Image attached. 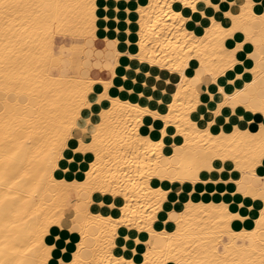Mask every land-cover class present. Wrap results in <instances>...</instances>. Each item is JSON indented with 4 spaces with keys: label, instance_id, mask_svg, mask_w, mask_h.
<instances>
[{
    "label": "snow or ice",
    "instance_id": "1",
    "mask_svg": "<svg viewBox=\"0 0 264 264\" xmlns=\"http://www.w3.org/2000/svg\"><path fill=\"white\" fill-rule=\"evenodd\" d=\"M96 7L93 0H0V81L3 82L0 87L11 91L9 83L25 70L22 59L38 62L40 50L31 45L51 26L58 22H86ZM157 7L163 18L173 24L175 32H184L185 42L179 48L186 50V59L191 58L200 45L211 44L215 53L210 61L197 56L199 66L195 67L194 74L195 60L193 64L181 61L172 69L183 78L182 84H190L192 95H187L188 90H185V101L177 91L167 106V115L163 114L167 96L157 102L154 95L145 98L142 91L138 103L133 105L111 96L107 82L100 89L90 82L76 81L58 90L37 111L19 121L8 118L0 121V144L10 143L28 125L42 126L46 147L41 167L53 183L87 190L89 196L96 191L103 193L96 198L102 207L112 209H118L122 203L118 197L123 195V207L112 217H101L110 227L106 245L89 248L91 259L84 261V238L88 234L80 228L82 240L77 255L69 261L65 248L58 264H105V259L107 264H216L203 259L204 254L197 247L184 245L178 239L184 232L183 221L195 199L192 192L183 195L188 187L186 182L198 181L204 170L215 172L221 160L228 159L223 154L225 150L252 154L253 166L264 167V122L259 132L245 129L242 123L249 112H264V0H259V4L255 0H231L230 3L229 0H167ZM252 43L259 45V68H246L245 72L260 73L258 89L256 79L238 87L241 78L247 77L244 72L235 74L237 66L243 63L238 59L239 52ZM48 54L55 55L54 52ZM250 55L255 57L257 53ZM181 138L183 143H180ZM169 139L173 141L171 145L167 143ZM130 141L143 148L148 167L155 165L150 174L137 169L140 180L158 178L161 185L152 190L154 199L149 198L150 202L141 203L140 197L134 194L130 198L127 188L122 192L112 189L118 177L110 168L104 171L111 163L112 154L125 149L126 145L130 148ZM136 155L139 157V153ZM61 170L68 180H55ZM219 170L224 172L225 169ZM74 172L77 179L71 180ZM10 178V166L5 164L0 167V183ZM169 180L173 182L171 185ZM177 182L182 185L179 193L176 192ZM139 187L143 190L145 185ZM109 192L115 202L105 206ZM237 192L244 197L258 194L264 199V177L256 184L238 188ZM176 195L188 200L182 211ZM133 200L136 208L132 207ZM92 203L90 199L88 204ZM223 210L228 215V208ZM260 218L264 221V208H261ZM173 222L175 230L170 232ZM53 226L59 227L61 235L51 245L41 244L46 248V255L56 252L64 232L75 234L77 220L53 218L47 220L43 228L47 232ZM9 248L15 250L13 245L0 244V249ZM254 253L255 250L249 255ZM0 264H11V261L0 259ZM259 264H264V243Z\"/></svg>",
    "mask_w": 264,
    "mask_h": 264
},
{
    "label": "bare ground",
    "instance_id": "2",
    "mask_svg": "<svg viewBox=\"0 0 264 264\" xmlns=\"http://www.w3.org/2000/svg\"><path fill=\"white\" fill-rule=\"evenodd\" d=\"M107 1L93 0L98 7L94 8L86 22H58L42 34L37 43H32L33 48L40 50L38 62L32 61L31 58L28 61L22 59L25 70L18 73L17 77L9 83L8 87L11 91L6 92L0 87V121L5 118L19 121L26 114L37 111L43 102L51 99L58 90L76 81L90 82L100 89H103L104 83L107 82L111 96L120 97L133 105L138 103L142 91L146 94L145 98L154 95L157 102L167 96L164 115H167V106L172 103L177 91L180 92V98L185 101V90H188L187 95H192L190 84H182L183 78L172 69L181 61L193 64L195 60L192 68L194 74L195 67L199 66L197 56H203L210 61L215 55L211 44L200 45L198 51L192 53L191 58L186 59V50L181 51L179 48V45L185 42L184 32H175L173 24L163 18L160 8L157 7L165 4L167 0H118L114 19L109 13L111 8L109 2L112 1L108 4ZM255 3L259 4V0H255ZM121 5H125L127 12H125L126 30L123 38L118 37ZM100 11L106 13L100 15ZM164 11L167 12V9ZM112 20L117 22L114 30L111 29ZM111 30L113 35L110 34ZM110 35L113 37L110 38ZM240 35L242 38L243 33ZM256 36L258 38V32ZM57 37L63 41L58 48L56 47ZM100 37L105 41H114L117 46L125 40L128 46L126 52L115 48V62L111 69V78L108 80L92 79L89 76L93 45ZM65 40L71 41V44L65 45ZM258 51L259 45L252 43L239 52L238 59L243 63L237 66L235 74L244 72L249 79L241 78L242 83L238 87L242 88L245 83L250 84L252 79L257 80L256 88L260 87V73L245 72L246 68H259ZM53 52L55 55L48 54ZM252 53L257 55L254 57L250 55ZM245 57H247L246 61L243 60ZM61 61L62 64H60ZM135 72L138 76L133 78ZM126 76H129L128 81H125L128 79ZM2 83L0 81V84ZM119 111L122 110L118 109ZM248 114L249 116L242 122L244 128L259 132L260 124L264 122V112ZM42 137V126L31 124L10 143L0 144V167L8 164L11 176L6 183H0V244L7 243L15 247L14 251L10 248L0 249V259L11 261V264H49V262L58 264L63 250L70 248L72 255L68 258L70 256L68 254L67 259L71 261L77 255L76 250L82 240L80 228H83L88 235L84 238L85 249L82 252V258L88 261L91 259L89 248L104 247L107 243L106 233L110 231V227L101 217L106 219L114 216V213L123 207V195L118 197L122 202L118 205V209L105 207L106 212L101 213L97 210L102 206L100 200L94 199L93 195L102 197L103 193L96 191L89 196L87 190H80L70 184L53 183L41 167L46 147ZM196 139L199 140L198 137ZM168 141L169 145L173 143L171 139ZM129 143L130 148L126 145L125 149L117 150L112 154L111 163L104 171L107 172L110 168L118 177L117 183L111 185L112 189L122 192L124 188H127L130 198L134 194L140 197L141 203L150 202L149 198L154 199L152 190L161 185L158 178L140 180L137 177V169L150 174L155 165L153 163L151 167H148L143 148L135 142ZM180 143H183V138ZM223 154L227 155L228 159L221 160L215 172L209 173L204 170L198 181L186 182L188 187L183 192L184 196L192 192L196 197L194 193L199 192L200 196L208 194L212 197L208 199V196L205 199L198 197L192 200L191 210L183 221L184 232L178 239L184 245L197 247L204 254L203 259L213 260L216 264H259L261 245L264 243V221L260 218L264 199H261L258 194L245 197L249 199L250 204L247 206L248 213L244 214V211L242 213L239 211L240 209L232 211L227 198H230L242 186L258 183L259 178L264 177V167L258 164L253 166L252 154L245 155L242 151L228 152L227 150ZM229 163L233 165L227 167ZM221 167L225 169L224 172L219 170ZM84 171L87 173V169ZM128 177L132 178L131 181ZM68 179L62 170L59 176H55L57 181ZM75 179L77 177L74 172L71 180ZM153 180L156 182L154 183ZM172 183L171 180L168 181L169 185ZM140 184L145 185L143 190L139 187ZM104 186L108 187V185ZM181 187L182 185L177 182V193L180 192ZM215 195L218 196L215 197ZM240 195L243 196L242 193ZM108 197L104 201L105 206L115 202L111 192L108 193ZM90 199L94 203L88 204ZM175 199L181 204L180 211L188 204V200H181L180 195H176ZM241 206H243L242 203ZM132 207H137L135 200L132 201ZM224 207L228 208V215H225ZM229 216L232 218L229 219ZM62 217H67L69 221L75 218L77 231L75 234L67 231L63 233L59 243L62 251L56 253L58 257L56 259L52 252L46 255V248L41 244L51 245L56 237L61 235L60 229L58 226H53L45 232L43 225L49 219ZM115 218L119 219L118 216ZM236 223H248V225L235 228ZM174 230L175 226L169 229L170 232ZM226 236L229 238L228 242L224 241ZM236 238L241 239L243 243H236ZM246 240H248L247 243ZM74 241L77 242L72 245ZM220 245L223 246V250L220 249ZM161 246L166 247L163 244ZM253 250L255 253L249 255ZM105 264H107L106 259Z\"/></svg>",
    "mask_w": 264,
    "mask_h": 264
},
{
    "label": "crops",
    "instance_id": "3",
    "mask_svg": "<svg viewBox=\"0 0 264 264\" xmlns=\"http://www.w3.org/2000/svg\"><path fill=\"white\" fill-rule=\"evenodd\" d=\"M109 1H112V2H109ZM109 2V6L111 7L109 9V13H111L112 15L111 18L114 19V15L116 14V11L115 9H117V5H118V0H108L107 1V4ZM114 3V4H112ZM124 6V7H123ZM122 11V12H121ZM126 7L125 5H121L120 6V11H119V14H120V23H119V36L120 38H123V34L126 30V26L124 24V21H125V18H126ZM106 12L105 11H100V15H103L105 14ZM114 22V23H113ZM115 24H117V22L115 23V21L112 20V24H111V29L114 30V26ZM122 26V27H121ZM113 31L111 30L110 31V34H112ZM113 35V34H112ZM112 35H110V38L113 37ZM63 41L57 37L56 38V47L58 48L59 45H61ZM65 45H70L71 44V41L69 40H65L64 41ZM116 43L114 41H105L103 38L101 39L100 38H97L96 41L94 42V45H93V50L92 51V60L90 62V66H89V76L92 78V79H102V80H108L111 78V69L114 65V62H115V48H118L121 52H126L128 50V46L127 44L125 43V40L122 41L121 44H119L118 46L115 45ZM114 47V48H113ZM95 48V49H94ZM108 49V50H107ZM105 53V54H104ZM108 53V54H107ZM99 54V55H98ZM112 55V56H111ZM107 56V58H106ZM110 56V57H109ZM108 59V60H107ZM243 60H247V57H245ZM104 61V63H103ZM98 67V68H97ZM105 67V68H104ZM91 70V71H90ZM103 71V72H102ZM245 77H247L246 79L245 78H242V80H247L249 79V76L247 74H245ZM242 83V81H240V84ZM249 116V114L247 115ZM246 116V117H247ZM259 119V118H258ZM257 119V120H258ZM169 141H167L168 143ZM169 144V143H168ZM232 164L229 163L227 164V167H231ZM233 189V188H231ZM204 197L206 195H203ZM202 196V197H203ZM208 196V195H207ZM206 196V197H207ZM218 196V195H215V197ZM212 196L209 195L207 198H211ZM93 198L96 199V194L93 195ZM232 199V200H231ZM248 198H245L243 197L242 195H240V193L236 192L235 194H232L230 196V198H227V200L229 201L230 203V208L232 211H236V210H239L241 213L244 211V214L248 213V210H247V206L250 204V201L249 199L247 200ZM243 204V206H241V203ZM248 203V204H247ZM240 204V205H239ZM256 207H259V205H255ZM97 210L101 213H105L106 212V209L105 207H102L100 206L99 209L97 208ZM247 210V211H246ZM248 223H245V224H242V223H236L235 224V228H239V227H242V226H247ZM173 228V227H172ZM229 241V238L228 237H225V242H228ZM223 249V246L220 247V249Z\"/></svg>",
    "mask_w": 264,
    "mask_h": 264
},
{
    "label": "rangeland",
    "instance_id": "4",
    "mask_svg": "<svg viewBox=\"0 0 264 264\" xmlns=\"http://www.w3.org/2000/svg\"><path fill=\"white\" fill-rule=\"evenodd\" d=\"M63 62L61 61L60 62V64H62ZM59 67V66H58ZM69 73H71V70H69ZM134 73V72H133ZM134 76V77H133ZM133 78H136V76H138L137 75V73L135 72V74H133ZM128 79L127 80H125V81H128L129 80V76H126ZM232 165H233V163H232ZM199 192H195L194 194H195V198H198V197H202V196H200L199 194H198ZM204 195H208V194H204ZM206 196L205 197H202V198H206ZM209 196V195H208ZM208 199V198H207ZM175 225L173 224V227H174ZM198 237V236H197ZM227 237V236H226ZM76 240V239H75ZM224 241H225V238H224ZM77 241H74L73 243L74 244H72V245H75V243H76ZM248 242V240H246V243ZM236 243H238V244H242L243 242H242V240L241 239H239V238H236ZM220 246H222V245H220ZM221 250H223L222 248H221ZM60 251H62V249H61V246H58V248H57V250H56V252L54 253V256L56 257V253H58V252H60ZM69 251V252H68ZM68 251H67V255L68 254H70V256H68V258H70L71 257V255H72V249L70 250V248L68 249ZM89 256H90V254H89ZM58 257H56V259H57Z\"/></svg>",
    "mask_w": 264,
    "mask_h": 264
}]
</instances>
